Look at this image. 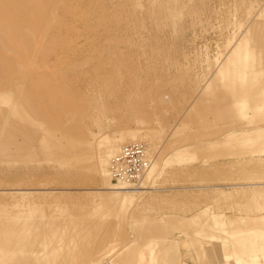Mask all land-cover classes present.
<instances>
[{
    "label": "rangeland",
    "instance_id": "rangeland-1",
    "mask_svg": "<svg viewBox=\"0 0 264 264\" xmlns=\"http://www.w3.org/2000/svg\"><path fill=\"white\" fill-rule=\"evenodd\" d=\"M262 46L264 0H0V225L96 228L86 264H264V79L233 63ZM133 142L147 188L106 191Z\"/></svg>",
    "mask_w": 264,
    "mask_h": 264
},
{
    "label": "bare ground",
    "instance_id": "bare-ground-1",
    "mask_svg": "<svg viewBox=\"0 0 264 264\" xmlns=\"http://www.w3.org/2000/svg\"><path fill=\"white\" fill-rule=\"evenodd\" d=\"M236 83L237 82H233V84H236ZM21 95H22V84H19L18 88L16 89V94H15V96L18 97V100L17 101L15 100L16 101L15 104L10 105L11 106L10 109L12 110V112L9 113L7 121L5 122L6 126H8V127L4 128V129L1 128L0 138H4L7 134H9L12 131V127H14V125L13 126L9 125V121L11 119H15V117L19 113L18 110L22 109V104L19 101V98L21 97ZM12 97H14V94H12L11 98ZM2 114H3V112L0 111V117H2L1 116ZM5 117H6V115H5ZM47 117L50 119L49 121H51L52 123H54V124L58 123V120L56 118L49 117V116H47ZM74 129L75 128L69 129L68 131H66V133L67 132L73 133ZM15 130H17V129H14V131ZM47 133L50 134V131H48ZM24 134H26V133H23V135ZM15 135H17L16 132H15ZM38 135L39 134H37L36 137ZM6 141H8V140H6ZM13 141H15V140L12 139V142ZM17 142H18V140H17ZM133 143H143L146 145V143H144V142H133ZM119 148H120L119 143H116L115 141H111V144H109V146L106 148V150H104L101 153L100 157L99 158L96 157L97 160H96L95 165L96 166L98 164L103 165V160L108 159L109 157L113 156L115 153H117ZM146 148H147L148 156L150 157L149 148L147 145H146ZM39 155H40V157L44 158L48 154H47L46 150H42V152H39ZM33 157H35V156H33ZM21 158H22V152L19 151V159H21ZM108 163L110 164V172L109 173L107 171H105L106 168H104V171L99 170L101 178L103 180H105L107 183L106 191H121V192H126V193H130L131 191H133V192L135 191L134 193H138V192H141L142 190H145L147 188V187L146 188L145 187L144 188H139V187L134 188V187L129 186V188L123 187V188L117 189V188L113 187V185L111 184L112 183L111 179L113 178L112 169H111L112 161L106 162V164H104V167ZM151 167H152V165H151ZM147 174L145 176H147ZM116 184H118L120 186H127L126 184H123V183H116ZM0 229H1V232L6 230L9 232L13 231L15 233H21V234L14 236V237H12V236L11 237H9V236L4 237L2 234H0V264H86L87 260L92 256L93 252L95 251L94 250L95 246L92 247V245L94 244L93 240L96 237V234H95L96 228H92L90 231L88 229V231L87 230L83 231L82 234H80L81 236L79 238L82 241L81 246H83V248H81V249H78L75 247L74 243H77V242L73 243V241H75V240H72L73 236L70 235L71 231L68 229V227L63 228L65 230L64 232L62 230L60 233L54 232V233L45 235V233L39 234L38 233L39 230L37 231V226H35L33 224L15 221V222H8L7 225L6 224L0 225ZM85 242L86 243L89 242L88 247H86ZM45 247H46V249H45Z\"/></svg>",
    "mask_w": 264,
    "mask_h": 264
},
{
    "label": "built area",
    "instance_id": "built-area-1",
    "mask_svg": "<svg viewBox=\"0 0 264 264\" xmlns=\"http://www.w3.org/2000/svg\"><path fill=\"white\" fill-rule=\"evenodd\" d=\"M113 180L127 186H137L149 172L152 160L148 156L146 145L129 143L112 160Z\"/></svg>",
    "mask_w": 264,
    "mask_h": 264
},
{
    "label": "crops",
    "instance_id": "crops-1",
    "mask_svg": "<svg viewBox=\"0 0 264 264\" xmlns=\"http://www.w3.org/2000/svg\"><path fill=\"white\" fill-rule=\"evenodd\" d=\"M258 47H260V45ZM261 48L264 50V46ZM262 53L264 54V51H262ZM237 58L233 59V63H238L239 67L241 68V72H236L238 78L264 79V57L249 56V59H247L246 56H244L239 62L235 60ZM229 68H227V70L232 72L233 69ZM238 73H242V75ZM217 247L224 248L223 242L218 244ZM225 259L227 260L228 258L226 257Z\"/></svg>",
    "mask_w": 264,
    "mask_h": 264
}]
</instances>
